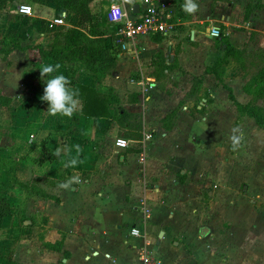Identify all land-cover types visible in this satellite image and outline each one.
<instances>
[{
    "label": "crops",
    "instance_id": "obj_1",
    "mask_svg": "<svg viewBox=\"0 0 264 264\" xmlns=\"http://www.w3.org/2000/svg\"><path fill=\"white\" fill-rule=\"evenodd\" d=\"M127 2L115 4L122 6L128 18H136L144 4L141 0L130 5ZM183 3L173 0L165 11L166 19L169 15L177 17L182 10L178 5ZM197 3L199 10L177 19L173 31L144 34L127 42L110 75L100 83L91 82L93 73L77 62L75 80L101 93L112 91L118 106L130 115L118 120L92 118L87 123L85 116L75 113L71 117L55 116L60 124L48 134L50 154L58 148L79 145L81 162L76 168H65L62 161L67 157L63 152L58 160L45 158L49 181H66L78 175L82 182L74 184L72 190H64L51 181L42 185L33 181L32 188H40L58 200L40 196L33 189L23 194L19 202L23 207L13 214V219L24 217L15 231L26 234L11 252L16 264H139L143 247L155 252L159 264H200V257L194 261L179 251L184 242H190V250L195 251L196 244L204 242L202 233H206L205 229L194 228V191L203 186L194 178L202 169L213 167L206 156L212 146L207 139L211 134L218 142L225 138L216 128L219 123L253 120L238 114L223 84L231 88L238 102L252 100V95L244 91L248 79L236 56L264 49V0ZM28 5L32 8L30 16L0 9V25L12 21L23 46L8 54L0 51V74L5 70L15 73L9 82L0 79V90L16 105L17 115L15 102L26 94L28 118L35 119L40 113L43 125L38 126L46 129L48 104L41 100L46 78H40L39 67L41 63L57 62L42 58L39 47L50 45L52 33H48L47 23L51 18L64 12L65 26L73 27L78 17L62 9L60 0H30ZM218 25L223 28L219 39L210 35V28ZM4 37L0 31V48ZM226 42L233 47L234 56L222 48ZM157 56H161V62L154 64L152 60ZM219 59L221 83L214 74L205 73ZM61 66L65 75L68 67ZM141 77L151 84L143 93L139 85L129 81ZM195 77L201 82L194 84ZM262 99L256 104L260 105ZM40 129L37 138L47 134V130ZM145 132L151 137L143 146L139 140ZM112 135L127 139L128 146L116 147ZM40 151L38 147V156ZM35 161L32 165L38 166ZM142 201L150 209L148 216H143ZM134 226L143 236L130 234Z\"/></svg>",
    "mask_w": 264,
    "mask_h": 264
},
{
    "label": "rangeland",
    "instance_id": "obj_2",
    "mask_svg": "<svg viewBox=\"0 0 264 264\" xmlns=\"http://www.w3.org/2000/svg\"><path fill=\"white\" fill-rule=\"evenodd\" d=\"M120 1L95 0L93 12L98 14L97 17L106 15L108 7L120 3ZM127 1L130 5L132 2L140 0ZM28 2L30 0L7 2V12L14 11L16 15L19 13L18 5L28 4ZM178 8L180 10V4ZM58 11L59 9L54 12V15H57ZM184 18L183 10L179 11L177 17L169 15L167 22L170 25V31L176 29L177 19ZM46 23L44 29H46ZM12 25H15L12 21L0 25V31L4 33L5 37L9 31L12 33L15 31ZM216 27L220 31L219 39L222 37L223 28L220 25ZM24 30L25 27L21 31ZM56 30L50 28L48 33H53ZM187 36L185 37L187 38ZM177 49L180 48L177 47ZM118 50L119 52L122 50L121 46L118 47ZM236 58L245 72L244 78L249 81L264 64V49H252L246 55H242L241 52V55ZM158 61L161 62V56L152 60L154 64H157ZM65 65L68 67L65 74L67 75L71 72L74 73L77 62H69ZM111 69L102 76L93 74L91 82L100 83L110 75ZM0 75L1 81L9 82L12 77L14 78L15 73L5 70V73ZM40 76H37L36 79ZM74 76H76L75 73ZM21 99L15 102L20 116L16 114L17 109L14 107L16 105L13 103L8 106L0 105V193L6 194L13 205V212L0 223V264L11 259V252L16 248V243L26 238L25 233L20 230L15 231V227L22 222L21 220H24V217L13 219V214L16 215L15 213L23 207L19 202L23 198V194L31 189L33 181L37 185L49 182L47 164L39 168L37 165H32V161L38 157L36 151H38L41 141L48 134H52V131L60 124L55 116L48 115L44 122L46 129H40L38 124L43 125L41 114H37L35 119H29L27 95L24 94ZM259 104L264 108V99L260 100ZM216 128L223 131L225 138L218 142L214 138L216 135L211 134L207 139L212 146L206 156L213 167L209 168L208 166L202 169L194 178L195 182L203 184L200 190L194 191L196 198L193 201L192 209L197 210L195 212L197 214H194L197 219L194 220V228L205 229L207 235L204 233H202L203 237L200 235L204 242L196 244L195 251L190 250V242H184V247L182 246L179 251L184 253L188 259L192 256L194 261H198V257H200V264H264V130L258 128L253 120L247 118L238 121L228 119L219 123ZM233 128H239L243 132L241 145L236 151L232 150L229 141ZM39 129L43 132L47 130V134L37 138ZM111 139L114 140L115 135H112ZM30 161L31 163H29ZM2 165L11 166L14 171L9 172ZM14 175L26 184V189L17 184L12 185Z\"/></svg>",
    "mask_w": 264,
    "mask_h": 264
},
{
    "label": "trees",
    "instance_id": "obj_3",
    "mask_svg": "<svg viewBox=\"0 0 264 264\" xmlns=\"http://www.w3.org/2000/svg\"><path fill=\"white\" fill-rule=\"evenodd\" d=\"M11 1L13 0H0V9L7 11L8 8L6 4ZM92 1L93 0H60L62 9L78 17L77 25L73 27H65L64 25L57 26L55 28L57 30L52 33V38L49 41L50 45L46 48L39 47L42 58H50L52 62L60 64L79 62L87 71L93 73L95 76L96 74L102 76L107 70L114 66L119 53V45L115 42L113 25L108 22L107 15H100L97 17L98 14L93 12L90 7ZM261 6L264 7V4ZM222 48L227 55H235L233 47L228 42L224 45L222 44ZM15 49H22L17 30L13 31V33L9 31L7 37H4L0 51L4 54H8ZM221 62L222 59H219L213 67L206 68L205 70V73L214 74L220 83L222 82V78L218 69L221 67ZM66 76L71 81L70 87L78 90L79 93V106L75 115L85 116L86 123L92 118L105 117L118 120V118L130 115L118 106V99L112 91L101 93L94 87L81 84L75 80L73 72ZM201 80V78L195 77L194 84L200 83ZM223 86L229 91V97L234 103L238 114L249 116L253 119L258 128L264 130V108L256 104L258 99L264 97V64L244 86V91L252 95V100L249 102L244 104L238 102L234 98L231 88L225 84H223ZM10 103L11 98L4 95L0 90V105L8 106ZM113 104L115 107L111 108L110 105ZM47 141L48 136L41 141V151L35 161L40 167L44 165L46 161L45 158H49L51 161L59 159V157L53 155V153L50 154L46 146ZM2 167L9 172L14 171L11 166L2 165ZM12 180V185L17 184L26 189V184L22 183L15 175ZM50 181L55 186L64 182L54 179ZM31 189L35 190L40 196L51 198L55 201L58 200L56 196L48 194L37 187H31ZM12 212L13 205L11 199L6 194L0 193V223ZM3 264H16V262L9 259Z\"/></svg>",
    "mask_w": 264,
    "mask_h": 264
},
{
    "label": "built area",
    "instance_id": "obj_4",
    "mask_svg": "<svg viewBox=\"0 0 264 264\" xmlns=\"http://www.w3.org/2000/svg\"><path fill=\"white\" fill-rule=\"evenodd\" d=\"M173 0H141L144 4L143 9L136 18H128L125 11L120 4H112L107 9V20L113 25V32L115 42L126 48V43L135 40L137 37L144 34L161 33L166 34L170 30V25L167 22L165 11L167 6ZM18 12L25 16H30L32 8L28 4L18 5ZM65 13L62 12L59 17L51 18L48 23V28H56L57 26L66 25L64 21ZM210 35L218 38L220 36L219 28L213 26L210 28ZM131 83H135L140 86V91L145 92L151 88V84L146 82L144 78L129 79ZM150 133H143L139 140L144 146L145 142L150 139ZM115 146L119 148H125L129 142L123 137H117L115 139ZM143 216H148L150 209L145 206L143 201L141 202ZM130 234L136 237H141L143 234L137 227H131ZM139 264H159V260L155 256V252L143 247L139 255Z\"/></svg>",
    "mask_w": 264,
    "mask_h": 264
},
{
    "label": "clouds",
    "instance_id": "obj_5",
    "mask_svg": "<svg viewBox=\"0 0 264 264\" xmlns=\"http://www.w3.org/2000/svg\"><path fill=\"white\" fill-rule=\"evenodd\" d=\"M197 0H184L181 5L182 10L189 15L195 14L199 10ZM60 63H41L39 69L41 78L44 79L45 87L41 100L48 104L47 113L51 116H67L71 117L78 109V90L70 87V79L61 72ZM207 128V126H206ZM205 128V129H206ZM205 131V130H204ZM243 139V132L239 128H233L229 141L233 151L239 149ZM73 151L75 155H73ZM82 149L79 145L72 148L57 149L53 155L61 157L62 152L67 157L64 159L63 166L65 168H76L81 162L79 154ZM81 178L78 175L69 177L66 181L61 182L58 187L64 190H72L74 184H80Z\"/></svg>",
    "mask_w": 264,
    "mask_h": 264
},
{
    "label": "water",
    "instance_id": "obj_6",
    "mask_svg": "<svg viewBox=\"0 0 264 264\" xmlns=\"http://www.w3.org/2000/svg\"><path fill=\"white\" fill-rule=\"evenodd\" d=\"M134 6H137V5H134ZM133 12H135V11L133 10Z\"/></svg>",
    "mask_w": 264,
    "mask_h": 264
}]
</instances>
